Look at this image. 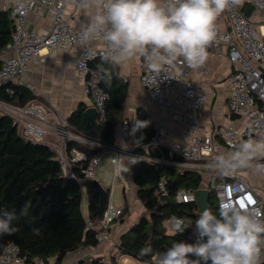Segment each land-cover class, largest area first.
<instances>
[{
	"label": "built area",
	"instance_id": "obj_1",
	"mask_svg": "<svg viewBox=\"0 0 264 264\" xmlns=\"http://www.w3.org/2000/svg\"><path fill=\"white\" fill-rule=\"evenodd\" d=\"M20 3L25 5L23 9L19 8ZM71 3L72 0H18L13 5L11 11L14 31L11 43L4 51L5 56L0 68V88H5L9 95L15 93V87L34 89L33 85L24 82L23 77L35 57H39L42 51L52 55L58 50L80 47L76 58V74L84 85L85 94L93 100L92 107L98 111L96 120L103 122L106 118L105 104L109 98L108 92L101 86L105 72L92 64L96 59L103 60L106 46L99 40L87 45L82 43V27H76L74 20L69 17L68 8ZM247 3L253 6L252 13L258 17L257 20L242 10L241 7ZM41 8H47L53 13L52 26L44 31L29 30L28 15L32 10ZM260 17L262 19H259ZM253 23L257 25V30ZM216 33V38L208 49L206 63L198 68L177 63L165 67L169 76L166 73L157 76L148 69L141 57V86L161 113L159 118L151 120L146 127L154 130L148 143L136 142L134 145H128L132 138L130 132L138 121L137 118L122 119L116 131L115 142L108 143L75 130L69 120L47 109L45 104L36 98L25 105H14L0 100V113L13 120L25 140L34 144L43 143L54 151L64 174L75 179L84 189L86 181L97 180L99 163L105 152H111L115 173L122 179L126 188L128 183L119 171L122 160L124 157L137 158L176 168L181 172H196L202 177L204 172H212L211 177L216 180V184L213 189H207L215 196L218 208L225 199L239 206L252 198L257 202V206L264 209V201L247 180L236 174L224 176L212 166L215 157L222 152L218 150L214 134L204 132L200 116L206 107L208 95L204 91H198L193 80V71L203 76L210 74L211 58L228 61L231 67L228 76L231 86L229 107L232 112L247 121V126L240 131L231 123L224 124L218 128L217 135L228 150H232L234 145L249 137H264V0H240L238 5L229 7L217 19ZM173 125L182 128L180 139H169ZM70 141L87 146L95 150L96 154L88 160L84 151L76 147L69 149ZM139 149H143L145 153H139ZM83 165L85 168H82ZM76 167L81 168L82 176L76 175ZM196 190L180 188L175 194V199L178 203H196ZM154 196L159 205L167 202L170 191L165 178L158 181ZM124 213V206L115 207L109 201L102 217L88 222V229L97 231L98 246L111 240V226ZM176 220L185 221L181 217L173 216L166 223L168 230L174 227ZM118 245L119 243L116 248ZM154 257L151 260L153 264ZM89 258L93 260L92 256ZM80 260L81 257H76L70 261L66 260L63 264H80ZM0 264L54 263L40 259L28 263L26 257L21 255L20 248L9 244L0 253Z\"/></svg>",
	"mask_w": 264,
	"mask_h": 264
},
{
	"label": "trees",
	"instance_id": "obj_2",
	"mask_svg": "<svg viewBox=\"0 0 264 264\" xmlns=\"http://www.w3.org/2000/svg\"><path fill=\"white\" fill-rule=\"evenodd\" d=\"M13 31L12 11L0 7V68ZM98 65L107 69L101 83L109 94L105 104L106 118L103 122L92 121L86 136L113 143L116 140L117 125L126 116L129 86L117 68L105 64L102 59L94 60L92 66ZM14 89L15 93L9 95L1 87L0 100L14 105H25L35 98L25 87ZM85 109L83 104L80 105L69 119L71 126L77 131H83ZM137 120L151 122L150 117L140 110ZM153 133L152 128H142L135 133V138L139 143L145 144L150 142ZM68 147L84 151L88 160L96 154L95 150L75 141L68 142ZM138 152L145 153L143 149ZM129 166L137 187V196L150 215L142 217L131 230L121 235L117 250L121 256H130L142 264H153L152 257L165 251L172 243L195 242L196 237L190 239L189 236L192 222L197 217L198 206L196 203H178L175 194L180 188H202L203 177L196 172H181L176 168L139 159L137 163ZM75 172L82 176L80 167H76ZM161 178L166 179L170 196L165 204L159 205L154 195ZM212 185L213 180L208 187L213 189ZM83 193L84 188L75 179L64 174L54 151L46 145L25 140L13 120L0 113V218H4L6 213L14 214L12 226L16 229L10 235L0 234V253L7 245L15 244L28 263L40 259L63 264L74 252L96 248L99 244L97 231L88 229L87 225L88 222L99 219L93 216L99 199L93 196V191H88L90 218L87 219L82 209ZM109 193L108 191V195ZM208 209L218 214L217 201L212 191ZM173 216L185 220L184 224L188 227L183 233L176 232L174 227H171L173 230L166 231V223ZM143 247H151L152 255L141 257L139 252ZM102 260L103 257H95L88 264H98ZM84 263L81 261L80 264ZM111 263L117 264L115 257Z\"/></svg>",
	"mask_w": 264,
	"mask_h": 264
},
{
	"label": "clouds",
	"instance_id": "obj_3",
	"mask_svg": "<svg viewBox=\"0 0 264 264\" xmlns=\"http://www.w3.org/2000/svg\"><path fill=\"white\" fill-rule=\"evenodd\" d=\"M240 0H81L91 10L88 23L81 28L80 39L87 45L103 42V62L118 67L136 56L143 57L148 69L160 76L167 65L203 66L208 49L216 38L217 19ZM20 3L19 8L23 9ZM100 67L107 73V69ZM171 77V76H170ZM136 121L130 135L148 126ZM264 137H249L219 154L212 166L224 176L245 169L264 174ZM138 162L130 158V165ZM122 165L119 171L128 172ZM26 214V209H25ZM14 214L0 218V234H12ZM194 243L178 241L154 257L155 264H262L264 261V209L250 198L244 205L225 199L218 214L203 210L194 222ZM183 220L174 222V230L183 233ZM151 247L140 249L141 257L152 255Z\"/></svg>",
	"mask_w": 264,
	"mask_h": 264
},
{
	"label": "crops",
	"instance_id": "obj_4",
	"mask_svg": "<svg viewBox=\"0 0 264 264\" xmlns=\"http://www.w3.org/2000/svg\"><path fill=\"white\" fill-rule=\"evenodd\" d=\"M17 1L0 0V7L5 10H11ZM68 12L70 13V19L74 20V25L78 28L86 25L91 15L90 9H85L81 6V0H72ZM251 16L256 20L258 19L253 13ZM259 19L262 18L260 17ZM52 24L53 13L47 8L34 9L27 18V27L29 30L44 31L49 29ZM93 44L96 45V43ZM79 48L58 50L52 55H47L45 51H42L39 57H35L30 62L26 74L23 77L27 85H33L34 89L29 90L35 95L36 99L41 100L47 109L55 114L58 113L62 118L67 120L71 118L72 114L80 105L83 104L86 109L93 106L92 98L85 94L84 85L76 74V58ZM114 68L119 70L120 75L128 82L129 86L125 118H137L139 110L150 117L151 120L159 118L161 113L155 103L147 96L140 83V75L142 72L141 57L136 56L123 65ZM230 71L231 67L228 61L216 58H211L210 60V74L208 76H203L193 71V80L196 89L198 91H204L208 95L206 107L200 116L204 132L214 134V140L218 144V150L222 153L230 152L231 150L226 149L221 142V139L217 135L218 128L221 125L231 123L238 130L242 131L247 126V121L232 112L229 107L231 86L228 81V76ZM118 128L119 123L116 131ZM181 132L182 128L179 125H173V132L169 139H180ZM132 139L135 143L138 142L135 135H132ZM108 153L112 156L111 152ZM122 165H130L126 157L122 160ZM121 173L123 179L129 183L128 187H131L130 192L132 195H130V192L127 193L128 188L125 189V193H127L126 206H124L126 207V212L123 217L112 224L110 229L111 240L96 248H85L82 251L74 252L70 254L67 261L73 260L76 257H81L80 263L81 261H87V259L91 261L89 257L98 254V256L103 257L109 264H112L110 261L113 257H115L117 264H142L130 256H120L116 248V244L119 243L121 235L131 230L142 217H145L144 215L137 218L134 217L135 211L140 207L138 204L142 205L143 203L137 196V187L134 184L131 169L128 172L121 171ZM211 174L212 172L205 176L207 177L206 180L203 179L202 188L207 189L212 180L213 182L216 181L212 179ZM236 175L247 180L264 201V174H258L253 169H245L237 172ZM102 176L103 174L97 169V179ZM84 215L87 219L90 218L88 207Z\"/></svg>",
	"mask_w": 264,
	"mask_h": 264
},
{
	"label": "rangeland",
	"instance_id": "obj_5",
	"mask_svg": "<svg viewBox=\"0 0 264 264\" xmlns=\"http://www.w3.org/2000/svg\"><path fill=\"white\" fill-rule=\"evenodd\" d=\"M241 8L244 11V13L246 15H248V16H251L252 12L254 11L253 6H251L249 3H247L245 6H242ZM253 26L257 30L258 27H257V25L255 23H253ZM134 143H135V141L131 138L128 145H130V144L134 145ZM111 158H112V156L109 155L108 152L104 153V155L102 157V160L100 162L99 168H98V171H100L103 174V176L101 178L99 177L97 179V181L99 182V184L104 189H106L107 191L110 192L109 193L110 194L109 195L110 196L109 197L110 203L114 204L115 207L126 206L125 205L126 196H127V193L130 192L131 187L130 188L128 187L127 193H125V189H127V188H125V186H124L123 182L121 181V179L119 177H117ZM126 158L130 162V158H128V157H126ZM207 174H208L207 171L204 172V176H203L204 180L207 179V177H205ZM215 184H216V181L213 182V185L211 186V188L214 187ZM130 195H132L131 192H130ZM87 202H88V191L85 188L84 189V193H83V206H82L83 212L87 211V207H88V203ZM138 205L140 207L135 211V214H134L135 216L134 217L137 218V217L142 216V215H144L145 217H149L150 212L144 208V205L143 204L142 205L138 204ZM196 215H197V217H196V219H197L198 216L200 215V213L197 212ZM195 220L192 222V231H191V234L189 236L190 239L196 237L195 226H194ZM172 228L169 229V230H173ZM166 231L168 232V229ZM95 256H96V258L100 257V256H98V254H96L92 258L94 259ZM109 261H110V259H109ZM84 262H85L84 264H87L89 262V260L87 259V261H84Z\"/></svg>",
	"mask_w": 264,
	"mask_h": 264
},
{
	"label": "water",
	"instance_id": "obj_6",
	"mask_svg": "<svg viewBox=\"0 0 264 264\" xmlns=\"http://www.w3.org/2000/svg\"><path fill=\"white\" fill-rule=\"evenodd\" d=\"M97 116H98V111L95 107H88L87 109H85L82 120V127L85 135L89 134L90 123L96 120ZM37 144L45 145L43 143H37ZM262 163H264V160H262ZM82 168H85V165H83ZM84 186L87 189V191H93V196L99 199V205L93 216L95 218H101L109 203L108 191L104 189L97 180L86 181L84 183ZM195 194L197 196L196 204L198 206V212L201 213L203 210L208 209L209 207L210 191L209 189L200 188L195 191ZM98 264H109V263L105 260H102Z\"/></svg>",
	"mask_w": 264,
	"mask_h": 264
}]
</instances>
